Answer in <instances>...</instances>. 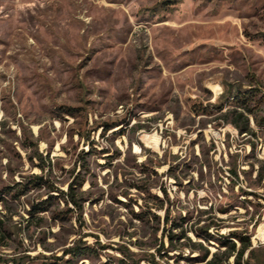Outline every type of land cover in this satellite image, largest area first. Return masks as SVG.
Instances as JSON below:
<instances>
[{
	"label": "rangeland",
	"instance_id": "1",
	"mask_svg": "<svg viewBox=\"0 0 264 264\" xmlns=\"http://www.w3.org/2000/svg\"><path fill=\"white\" fill-rule=\"evenodd\" d=\"M256 121L264 0H0V264H207L234 232L264 264Z\"/></svg>",
	"mask_w": 264,
	"mask_h": 264
},
{
	"label": "trees",
	"instance_id": "2",
	"mask_svg": "<svg viewBox=\"0 0 264 264\" xmlns=\"http://www.w3.org/2000/svg\"><path fill=\"white\" fill-rule=\"evenodd\" d=\"M248 98V97H245ZM250 112V111H249ZM250 114H253L250 112ZM238 119L242 121V125L234 124V126L239 130L240 134L242 135H247L249 133H252V129L249 127V122L247 118H244L243 115H239ZM258 127H264V123H259L257 122ZM242 126V127H241ZM42 170L45 171V167L42 166ZM233 174L238 177V174L236 172H233ZM45 176H36L33 179V184H47V180H45ZM258 180L262 182L264 180V173L258 172ZM85 184V179L82 178L80 175H77L74 180L69 184L68 190L66 192L60 191L59 189L52 188L50 189V193L54 192L57 193L56 198L54 197L55 195H51L50 200H57V202L62 201L65 203L67 206V210L64 212L60 213L59 218H66L67 214L72 215L74 212L72 209L68 208V205H72L74 209L78 212L81 213L83 208H82V187ZM49 193V194H50ZM164 195L166 198V201L169 202V198L166 194V191H164ZM248 196H253V195H248ZM159 200V199H158ZM46 203V202H45ZM45 203H42V205L38 206L37 208L33 207L32 211L38 210L39 212H44L46 211V205ZM49 203V202H47ZM161 210L165 211V221L166 224L169 223V216L171 214V210L169 206H164V202L161 201L160 207ZM36 209V210H35ZM38 213V212H36ZM30 215L32 213H29ZM177 229L174 225V229ZM173 230L171 233L169 232L166 237L169 239L170 244H173L176 240H185L188 241L190 244L192 243V240L187 237V234L185 231L180 232L179 235H174ZM197 236L201 237L206 241L210 242L214 240L209 233L208 229H202L201 234L196 233ZM228 238L233 239L237 241L240 244V247H237L236 243L233 241H228ZM228 238L220 236L218 240V244L220 248L224 249V251L219 250L218 252L214 253L211 255V253L207 250L204 249L202 245H197L199 246L198 248H203L204 250V255H203V260L207 261V259L211 255V259L207 261V264H229L230 259L233 258L234 263L233 264H251V261L254 259L255 256V249L252 248V244L250 242V238L240 235L239 233H230ZM81 249L79 248H73L69 249L66 251V254H71V255H78L84 253V251H80ZM248 253V259L247 261L244 260V256Z\"/></svg>",
	"mask_w": 264,
	"mask_h": 264
},
{
	"label": "bare ground",
	"instance_id": "3",
	"mask_svg": "<svg viewBox=\"0 0 264 264\" xmlns=\"http://www.w3.org/2000/svg\"><path fill=\"white\" fill-rule=\"evenodd\" d=\"M151 143L154 146V148L158 147V142L155 139L153 141H151Z\"/></svg>",
	"mask_w": 264,
	"mask_h": 264
}]
</instances>
